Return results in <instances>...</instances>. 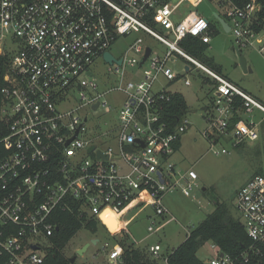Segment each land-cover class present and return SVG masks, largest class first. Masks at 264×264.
Instances as JSON below:
<instances>
[{
  "label": "built area",
  "instance_id": "built-area-1",
  "mask_svg": "<svg viewBox=\"0 0 264 264\" xmlns=\"http://www.w3.org/2000/svg\"><path fill=\"white\" fill-rule=\"evenodd\" d=\"M209 1L224 7L237 48L263 43L258 48L264 53L253 26L262 11L259 0L242 6ZM193 3L199 0H0V256L7 264L43 263L57 210L77 207L112 236L114 244L102 247L105 263L94 258L83 264H122L121 241L138 243L128 227L144 213L149 235L176 220L166 197L176 190L189 196L198 179L193 168L174 161L191 123L186 97L171 87L192 85L186 74L211 82L202 136L214 154L228 152L220 141L239 146L259 139L264 101L182 46L189 36L210 44L214 33L213 21ZM122 37L130 43L115 56L111 48ZM99 59L118 80L95 76ZM181 60L182 71H174ZM127 67L138 70L128 77ZM116 91L124 95L117 123L94 122L91 113L112 112L105 97ZM176 93L188 109L171 119L166 110ZM255 111L262 113L258 122L243 118ZM235 206L251 243L235 255L213 245L215 256L206 264H250L264 253L263 174L237 190ZM109 210L121 223L116 232L104 220ZM147 247L161 257V243Z\"/></svg>",
  "mask_w": 264,
  "mask_h": 264
},
{
  "label": "rangeland",
  "instance_id": "rangeland-1",
  "mask_svg": "<svg viewBox=\"0 0 264 264\" xmlns=\"http://www.w3.org/2000/svg\"><path fill=\"white\" fill-rule=\"evenodd\" d=\"M191 8L203 12L215 23H217V19L214 13L223 17L225 12L224 7L209 0H199V3H193ZM258 37L264 42V30L259 33ZM147 41L157 49L163 48L162 44L152 41L150 38ZM129 43V38L122 37L112 46L111 52L115 56H121L126 52ZM262 44L256 42L255 47L238 48L247 61L249 71L245 72L240 64L231 32L225 31L221 25H218V32L212 36L206 55L221 66L226 77L264 100V53H261L258 48ZM183 63L184 61L181 60L178 63L179 66H172L173 70L182 71ZM127 70L128 77H131L138 68L127 67ZM93 71L101 82L109 83L115 82V79L118 80L117 76L108 71V65L104 59H99L95 63ZM186 77L191 79L192 85H185L184 82H181L171 87L176 88L186 97L190 109L187 117L191 123L190 128L182 137L181 147L174 156V161L183 170L193 168L198 174V179L189 196L176 190L166 197L165 204L169 209V216H174L176 220L170 222L163 230L149 235L147 231L149 219L145 213L128 227L131 237L138 242L136 245L140 248L157 242L161 243V257L154 258L157 264H167V255L185 241L188 233L215 209V205H225L232 215L241 221V214L235 206L237 190L255 173H264V126L260 128L258 140L248 141L239 146H234L232 140L220 141L219 147L227 148L228 152L214 154L209 148L208 141L202 136V131L207 127L204 115L210 104L211 82L206 81L205 84H202L193 74H186ZM161 82L166 84L167 79L161 78ZM123 96V93L117 91L107 94L105 97L107 107H111L112 112L106 113V108H101L99 111L91 113L92 120L99 122L101 119L109 127L117 123V109ZM261 116L262 113L255 111L245 113L243 118L254 119L258 122ZM109 225L115 230L119 226V222L115 219ZM96 237L100 239V242L91 243L84 255L78 256L76 261L77 264H83L97 258L100 262H104L105 251L102 247L105 241L109 242V245H113L114 242L111 239L112 236L108 235L103 226L96 234L82 228L66 245L65 254L73 257L79 248L90 243L91 239ZM213 245L212 242H207L198 251V256L204 262L215 256Z\"/></svg>",
  "mask_w": 264,
  "mask_h": 264
},
{
  "label": "trees",
  "instance_id": "trees-1",
  "mask_svg": "<svg viewBox=\"0 0 264 264\" xmlns=\"http://www.w3.org/2000/svg\"><path fill=\"white\" fill-rule=\"evenodd\" d=\"M233 1L242 6L250 0ZM259 1L262 5V11L253 26L258 32H261L264 30V21L262 19L264 17V0ZM218 25H220L219 21L211 23L213 35L217 34ZM182 46L190 54L224 75L221 66L206 55L209 44L201 42L196 37L189 36L182 41ZM186 109H188V104L185 98L182 94L176 93L173 95V104L167 107L166 114L173 119L174 113L180 114ZM263 126L264 121L261 124V128ZM180 147L181 141L177 144V148ZM256 174L264 175L263 172H257L254 175ZM54 220L58 229H55L54 234L49 237L46 247L47 253L41 264H76V260L72 263L71 257L65 254V247L68 242L82 228L92 234H96L99 233L102 226L95 217L80 213L77 207L71 211L57 210ZM207 242H212L222 251L235 255L244 251L250 245L251 240L241 221L232 215L225 205L217 204L215 209L188 233L185 241L167 255V264H206L198 256V251ZM121 244L124 248L122 264H157L154 257L150 255L148 247L140 248L127 239H123ZM102 263H105V261ZM0 264H7V257L0 256ZM250 264H264V253L251 257Z\"/></svg>",
  "mask_w": 264,
  "mask_h": 264
},
{
  "label": "water",
  "instance_id": "water-1",
  "mask_svg": "<svg viewBox=\"0 0 264 264\" xmlns=\"http://www.w3.org/2000/svg\"><path fill=\"white\" fill-rule=\"evenodd\" d=\"M214 15H215L216 19L220 22L222 28H223L225 31H230V26L228 25V23L226 22V20H225L224 18H222L221 16H219L217 13H215ZM150 52H151V49L148 48V49H147V54H146V56L143 58L142 62H144V61L147 59V57H148V55L150 54ZM237 52H238V55H239V58H240V64H241L243 70H244L245 72L249 71V68H248V66H247L246 58L244 57V55L241 54V52H240V50H239L238 48H237ZM105 57H106V60H107L108 62H111V61L114 60L113 57H112L108 52L105 53ZM121 61H122V60L120 59L118 62L120 63ZM94 108H97V105H96ZM92 148H93V147H91V149H92ZM57 229H58V228H57ZM109 229H110V227H109ZM98 240H99V239H98L97 237H96V238H93V239H91V242H90V243H86L83 247L79 248V249L77 250L76 255H74L73 257H71V262H72V263L75 262V260L77 259L78 256H82V255H84V253L87 251V249H88V247L90 246V244H91V243H93V244H97V243H98Z\"/></svg>",
  "mask_w": 264,
  "mask_h": 264
},
{
  "label": "bare ground",
  "instance_id": "bare-ground-1",
  "mask_svg": "<svg viewBox=\"0 0 264 264\" xmlns=\"http://www.w3.org/2000/svg\"><path fill=\"white\" fill-rule=\"evenodd\" d=\"M108 215H104V220H105V222L108 224V226L110 227V230L112 231V232H116V231H118L119 230V228H120V225H121V223H120V221H119V218L118 217H116L115 215H114V213H112V211H108ZM117 220L118 222H119V226L115 229V230H113L112 229V227L109 225L112 221H114V220Z\"/></svg>",
  "mask_w": 264,
  "mask_h": 264
},
{
  "label": "crops",
  "instance_id": "crops-1",
  "mask_svg": "<svg viewBox=\"0 0 264 264\" xmlns=\"http://www.w3.org/2000/svg\"><path fill=\"white\" fill-rule=\"evenodd\" d=\"M225 75V74H224ZM229 78V77H228ZM246 91H248L249 93H251V94H253L254 96H256V97H258L257 95H255L254 93H252L251 91H249L248 89H246L245 87H243ZM259 98V97H258ZM259 99H261V98H259ZM262 100V99H261ZM262 101H264V100H262Z\"/></svg>",
  "mask_w": 264,
  "mask_h": 264
}]
</instances>
